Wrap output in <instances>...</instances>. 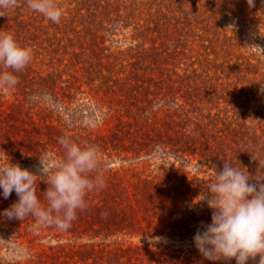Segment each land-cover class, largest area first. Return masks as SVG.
Here are the masks:
<instances>
[{
    "label": "rangeland",
    "instance_id": "rangeland-1",
    "mask_svg": "<svg viewBox=\"0 0 264 264\" xmlns=\"http://www.w3.org/2000/svg\"><path fill=\"white\" fill-rule=\"evenodd\" d=\"M87 1L56 0V4L63 13L61 20H74L78 13L86 15L90 9L96 15L94 22L101 27L98 33L102 50L99 57L64 56L57 44L61 36L59 30L48 27L51 24H65L67 21L53 23L42 14L29 10L25 0H20V7L6 11V17H0V31L12 34L22 47L30 48L33 53L30 65L16 74L19 84L11 91L0 89V120L4 117L3 113H17L16 121L10 125L19 128L17 131L12 128L5 131L7 125L3 126L0 121V126H3L0 127V166L9 161L39 175L37 169L40 167V159L46 161L50 168L63 161L65 154L59 143L60 138L70 137L78 143V135H91L92 140L102 144L108 141L110 146L118 143L119 138H124L126 151L123 155L132 158V149L145 141L144 134H152L149 131L152 126L146 127V123L152 124L154 131L162 132L163 135L169 130L168 124L160 120L163 117L161 114L162 111L166 113L167 103L174 109L177 106L172 104V100H165L170 90L160 89L159 82L163 78L167 88H173L174 91L182 88L179 96L186 95L185 92L194 87L201 93L204 91L201 99L196 100L193 106H189L190 102L184 97L181 98L179 103L185 105L186 109L198 108V112L204 115L210 113L214 119H220L223 114H232L238 117V123L247 124L249 130L239 128L245 134L244 143L239 146L233 144V149L225 155V161L239 168L235 157L240 154L243 156L242 170L252 176L256 175L259 162L264 168V0H255L252 8H249L247 0ZM83 43L84 49L78 44L74 50L81 53L89 48L87 53H91V43ZM153 49L154 52H151ZM141 50H148L146 56L150 59L154 54V67L140 73L142 80L154 78L152 92L158 94L154 102L133 101V87L126 81H120L119 85L109 88L106 93L108 85L99 78L103 75L110 77L107 70L112 72L113 79L127 78V74H118L121 65L115 67L114 59L108 61L106 56L112 54L115 57L120 53L129 61L131 56ZM199 58H209L220 66L211 68L209 77L203 79V82H200V77L198 80L191 78L193 85L187 87L188 84L184 83L188 81L186 69L196 70L198 75H206L207 68H201ZM180 59L185 65H177ZM194 61L199 63L186 68V65ZM41 93L50 94L55 107L39 101L32 102L31 97ZM139 95L143 98L145 96L141 92ZM142 108H147L152 114L149 115ZM222 109L223 113L220 111ZM150 116H154L151 122L147 120ZM28 127L37 143L35 149L29 147L27 142L24 145L15 143L27 137L22 130ZM138 129L140 132L135 133ZM210 131L216 132L213 129ZM200 132H205V129ZM134 136L138 142L134 143L137 140ZM166 137L164 135V140ZM52 139L57 141L50 143ZM8 140L13 144H8ZM36 149L38 155L33 156ZM160 151L156 156L144 157L143 160L132 158L125 162H121L118 157H107L100 151L99 175L104 184L100 190L93 191L94 194H101V191L111 186L113 174L115 184L118 180L121 184L126 180L128 185V179L133 174L161 177L166 168L171 169L175 182L177 179L190 182L202 191L214 180L219 170V167H212L211 162L204 164L201 155L190 157L186 153L183 161H177L175 157H166ZM28 154L31 155L30 159ZM44 181V176L37 178V196L46 203L43 192L47 184ZM169 186L170 183L163 186L164 193L169 192ZM111 191L116 193L113 189ZM93 192L86 196L87 205ZM132 192V189L126 190L124 198ZM0 195H3L2 189ZM14 196L17 201L16 193ZM201 204L204 212L200 223L194 225L195 230H203V225L209 224L210 208L206 203ZM96 205L92 204L94 208ZM86 215L84 210L78 212L76 220L67 231L44 226L31 216L22 221L8 219L3 224L0 222V264H67L66 261L74 264L65 259L64 253L78 251L91 242L85 234H76L74 237L72 233V230L89 229L82 218ZM132 234L125 230L117 237L105 240L99 237L93 242L111 244L110 249L113 250L120 246L143 248L149 245L153 251H157L159 246L164 249L167 244L173 243L161 237V242L150 244L148 240L142 242V239ZM189 239L185 241L186 248L193 243Z\"/></svg>",
    "mask_w": 264,
    "mask_h": 264
},
{
    "label": "trees",
    "instance_id": "trees-1",
    "mask_svg": "<svg viewBox=\"0 0 264 264\" xmlns=\"http://www.w3.org/2000/svg\"><path fill=\"white\" fill-rule=\"evenodd\" d=\"M91 1L92 0H88L87 2L89 3ZM162 15L164 14L162 13ZM95 17L96 15L92 14L90 9V12L86 15H80L78 13L74 20H61V22L67 21L65 24L49 25L48 28H57L59 30L58 33L61 34L59 39H57V44L64 56H74V58L75 56H100L101 38H99L100 36H98V33L101 27L95 24ZM86 19H88V21H85ZM63 27L64 29H62ZM83 41H89L91 43L90 49L93 48L91 53H87L89 48L83 50L81 53H77L74 50L78 44L84 49L85 45ZM72 49L73 51H71ZM178 50H180V48ZM151 52H154V49ZM146 54H148V50H141L137 52L135 56H131V60L136 59L135 62H131V60L126 61V58L120 53L115 57L112 54L106 56L108 61L114 59L113 64L115 67L121 65L118 74H127V78L123 80L119 78L113 79L112 72L107 70L112 76L110 75V77H108L103 75V77L99 78L104 80L105 84L108 85L106 93L109 88H114L116 85H119L120 81H122V83L126 81V83L128 82V84H131L133 87V101L137 100L138 103H141L145 100L148 101L149 104L153 103L154 97L158 96V94L152 92L154 78L142 80L140 74L142 71L154 67V54L151 55L152 59L148 58ZM181 54L186 56L184 53ZM199 57L202 56L200 55ZM148 60H151V62L148 63ZM199 61H201V63L194 61L192 64L186 65V68H192L199 63L201 68H207L205 72L206 75H198L196 70L186 69L188 81H184V83L188 84L187 87L193 85L191 78L198 80L200 77V82H203V79L209 77L211 68H219L220 66L209 58H205L204 60L199 58ZM125 63L127 64L125 65ZM177 65L183 66L185 64L180 59ZM99 72L102 73V71ZM147 82H149V85H146ZM198 84L199 82L196 86ZM159 86L160 89L164 91L170 90V92L166 91L169 93L165 100H172V104L177 106V108L174 109L167 103L165 106L167 107L166 113L162 111L161 114L163 117L160 120H164L169 127V130L164 133V135L167 136L166 140H164L162 132L154 131V126L152 124L150 125L149 122L148 124L146 123V127L152 126V128L149 129L152 134H144L146 139L144 142L141 141L138 143L136 147L132 149L134 152L132 158H141L143 160L144 157L156 156L158 150H161L160 152H162L164 156L169 155V158L175 157L177 161H183L187 154H189L190 157H198L201 155L200 158L203 160L204 164L211 162L212 167H219L217 171H221L224 162H228L225 161L227 151L233 149V144L239 146L244 143L245 134H242L239 128L247 131L249 130L248 125L240 124V122L238 123V117L232 114H223L220 119H214L210 113L204 115L198 112L200 111L198 108L186 109L185 105L179 103L181 98L184 97L186 101L190 102L189 106H193L197 103L196 100L201 99L202 93L204 94V91L201 93L199 90H196L195 87L191 91H186V95L181 94L179 96L182 92V88H176L175 91L173 88H167L166 81L163 78H161ZM257 88L263 89V87ZM116 92L119 91L117 90ZM139 92L145 94L144 98L139 95ZM117 101L120 103L119 98ZM141 110L146 111L147 108H142ZM220 111L223 113L224 110L222 109ZM147 112L149 115L152 114L150 110H147ZM2 115L4 117L0 121H2L3 126L5 124L7 125L5 131H8L12 128L10 124L16 121L17 113H11L9 115L3 113ZM153 119L154 116L147 118L150 122L151 120L153 121ZM3 126L0 127L3 128ZM12 129L14 131L19 130L18 126H13ZM202 129H205V132H200ZM210 129H213V131L216 130V132L213 133ZM22 132L25 133L27 137H24L23 140L20 141L16 140L15 143H23L24 145L27 142L29 147L34 148L37 143L32 136L30 127L24 128ZM138 132H140V129L135 131V133ZM128 135H130V132H128ZM157 135H159V137ZM76 139H79L78 144L80 146H97L107 157H118L121 162L132 160L131 157L123 155L126 151L123 144L124 138H119L118 143L112 146H110L108 141L102 144L99 141L96 142L92 140L91 135H78ZM135 139L137 140L134 141V143L138 142V138L135 137ZM52 141L55 143L57 140L52 139L50 143H52ZM8 144L12 145L13 142L9 141ZM34 151L35 153H33V156L35 154L38 155V150L36 149ZM30 156L31 155L28 154L29 159ZM242 158L243 156L236 154L235 160H237V164H239V168L241 169H243L241 165ZM172 165L174 167V164ZM173 178L171 169L166 168L164 175L161 177L156 176L152 178L151 175L143 177L142 175L133 174V176L128 179L127 185L126 180H124L123 184H121L119 180L118 183L115 184L116 182L113 181V174L111 176V186L108 189L101 191V194L98 193L97 195L93 192V194L89 196L91 200H89L87 208L84 210L87 215L82 217L84 221H86L84 223L89 225V229L72 230L74 237L76 234H85L90 238L91 242L83 245L78 251H68L64 253L65 259L67 258L74 264H236L235 259L231 261L221 260L213 262L201 256L193 241V237L197 232L194 225L200 223L204 212L200 207L202 204L196 203L201 190L190 182H182L179 179L175 182ZM168 183H170L168 188L169 192L164 193L163 190H165V188L163 186ZM111 189L116 191V193H112ZM130 189L133 190L132 194L124 198V192ZM12 194L13 195H10L8 199H4L3 195H0L1 224L8 220L2 213L16 201V197L14 196L15 191H13ZM94 203H97L96 208L92 206ZM211 210L212 209H210L208 220L209 224L211 223ZM143 221H147V223L144 224ZM125 230L134 233L132 234L133 236L137 235L138 238L142 239V242L148 240L147 237L151 236L164 237L169 242L173 243L167 244L164 249H160L161 247L159 246L157 247V251H153L151 249L152 247L149 248V245L143 248L135 246L125 248L124 246H120L113 250L110 249L111 244L106 245L104 243L93 242L94 239H98L99 237L104 238V240L110 237H117ZM159 230H162V232ZM188 238H191L189 240L193 243L189 248H186L187 245L185 241ZM258 261L259 257H257L255 261L249 260L247 264H258ZM66 263L70 264L69 261H66Z\"/></svg>",
    "mask_w": 264,
    "mask_h": 264
},
{
    "label": "clouds",
    "instance_id": "clouds-1",
    "mask_svg": "<svg viewBox=\"0 0 264 264\" xmlns=\"http://www.w3.org/2000/svg\"><path fill=\"white\" fill-rule=\"evenodd\" d=\"M27 8L42 14L53 23H60L63 13L56 0H25ZM249 8L255 0H247ZM21 6L20 0H0V17ZM33 60L30 48L22 47L15 37L0 31V89L11 91L19 84L17 73L25 70ZM55 107L48 93L31 97ZM64 159L56 167H49L40 159L39 175L9 161L0 166V189L4 199L15 191L18 200L2 215L9 220L22 221L35 217L42 225L60 231L71 228L77 214L87 207L86 196L103 187L100 150L97 146H80L70 137H61ZM46 177V191L42 202L37 196V178ZM198 198V199H197ZM196 203H206L212 209L211 223L203 225L193 237L201 256L213 262L231 261L247 264L249 260L264 264V168L255 176L224 162L214 180L201 191ZM150 244L161 242V237H147Z\"/></svg>",
    "mask_w": 264,
    "mask_h": 264
}]
</instances>
